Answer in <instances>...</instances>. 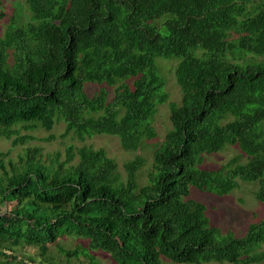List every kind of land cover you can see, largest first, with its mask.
I'll return each mask as SVG.
<instances>
[{
  "label": "trees",
  "instance_id": "trees-1",
  "mask_svg": "<svg viewBox=\"0 0 264 264\" xmlns=\"http://www.w3.org/2000/svg\"><path fill=\"white\" fill-rule=\"evenodd\" d=\"M26 3L31 20L0 34V137L12 146L63 121L62 137L112 135L141 151L169 101L157 57L179 58L182 100L169 101L172 126L148 169L137 154L121 171L92 144L65 154L28 146L7 163L0 152V255L35 264L23 251L32 246L48 264L54 245L91 264L99 250L116 264H264V216L243 235L223 233L191 196V187L222 196L257 181L264 202V0ZM87 83L101 87L90 94ZM229 143L247 160L204 164ZM69 237L73 249L61 242Z\"/></svg>",
  "mask_w": 264,
  "mask_h": 264
},
{
  "label": "rangeland",
  "instance_id": "rangeland-1",
  "mask_svg": "<svg viewBox=\"0 0 264 264\" xmlns=\"http://www.w3.org/2000/svg\"><path fill=\"white\" fill-rule=\"evenodd\" d=\"M12 19L14 21H12ZM30 20L31 13L26 0H2V5H0V34L4 33L10 24V21L15 24H23ZM178 62L179 58L177 57L156 58L160 74L164 76L166 81V90L169 93V101H174L176 103H180L182 100V92L175 75ZM100 87L101 86L97 83L86 84L87 91L90 94L95 93L98 89H100ZM108 89L110 94H112L113 89ZM169 101L158 107V111L153 119V125L158 133V137L155 138L154 142H148L147 146L139 152L125 150L121 146L119 139L112 135H95L91 138H87L85 141H81L71 134L66 137H62L61 134L65 130V123L63 121L58 122L52 130H46L42 127L32 130L31 133L35 136V139L30 140L26 144L12 146L10 139L0 137V152L8 153L4 159V163H7L8 158L16 160L18 155L22 154L28 146H40L45 152H54L59 150L65 154V148L69 144H73L75 146L92 144L94 147L105 148L109 155L117 161L121 171H123L124 162L132 159L137 154H141L146 159L148 169L152 161V151L163 140L167 131L172 126ZM22 133H25V131H22ZM50 135H54V138L51 140L44 139ZM235 156H239L241 162L247 160V156L242 154L241 150L235 144L229 143L220 152L207 155L204 164L212 167L220 166ZM145 180L146 171L143 170L141 181ZM257 188V181L239 180V186L225 195L220 196L191 187V196L207 205V215L211 224L219 226L223 233L233 232L236 235H243L251 222L259 220L262 216H264V202L257 199ZM61 242L66 248L73 249L79 240L69 237L63 239ZM261 249H264V244ZM23 251L28 254L35 255V264H38V257L36 254L39 253V249L37 247L26 246ZM23 251L21 252L18 250L15 252H17L18 256H22ZM8 252L10 253L11 251ZM50 252L53 255V259L50 260L48 264H91L89 259L84 254H80L78 257H68L65 253L59 252L54 245L50 246ZM93 255L97 264H116L108 253L101 250L95 251ZM0 264L20 263L0 255ZM211 264L219 263L213 262Z\"/></svg>",
  "mask_w": 264,
  "mask_h": 264
}]
</instances>
